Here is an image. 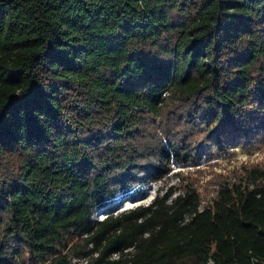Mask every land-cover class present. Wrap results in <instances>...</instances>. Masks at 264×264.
<instances>
[{"label": "trees", "instance_id": "trees-1", "mask_svg": "<svg viewBox=\"0 0 264 264\" xmlns=\"http://www.w3.org/2000/svg\"><path fill=\"white\" fill-rule=\"evenodd\" d=\"M260 134L264 0H0V264H264V159L92 218Z\"/></svg>", "mask_w": 264, "mask_h": 264}, {"label": "rangeland", "instance_id": "rangeland-1", "mask_svg": "<svg viewBox=\"0 0 264 264\" xmlns=\"http://www.w3.org/2000/svg\"><path fill=\"white\" fill-rule=\"evenodd\" d=\"M195 164L189 166L172 165L170 176L164 180L150 182L130 191L125 197L107 204L93 214V219H102L109 213L142 204L147 205L152 198L177 181L178 173L191 181L203 198V203L215 194L218 183L228 174H234L242 167L258 165L264 159V134L241 138L226 150L219 152L208 147ZM75 260H72L74 263Z\"/></svg>", "mask_w": 264, "mask_h": 264}]
</instances>
